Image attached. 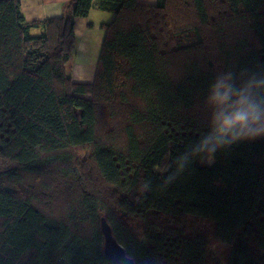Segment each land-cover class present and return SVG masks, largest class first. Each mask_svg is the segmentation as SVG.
I'll return each mask as SVG.
<instances>
[{"label": "trees", "instance_id": "1", "mask_svg": "<svg viewBox=\"0 0 264 264\" xmlns=\"http://www.w3.org/2000/svg\"><path fill=\"white\" fill-rule=\"evenodd\" d=\"M96 4L114 18L79 83L74 18ZM226 69H264V0H72L32 22L0 0V264H110L102 216L134 264H264V138L165 184Z\"/></svg>", "mask_w": 264, "mask_h": 264}, {"label": "clouds", "instance_id": "2", "mask_svg": "<svg viewBox=\"0 0 264 264\" xmlns=\"http://www.w3.org/2000/svg\"><path fill=\"white\" fill-rule=\"evenodd\" d=\"M206 130L165 167L172 183L193 161L211 165L216 154L241 142L264 138V69L217 72L203 99ZM146 190L149 184H146ZM133 257L125 256L124 261Z\"/></svg>", "mask_w": 264, "mask_h": 264}, {"label": "crops", "instance_id": "3", "mask_svg": "<svg viewBox=\"0 0 264 264\" xmlns=\"http://www.w3.org/2000/svg\"><path fill=\"white\" fill-rule=\"evenodd\" d=\"M72 0H20L21 11L29 22L60 17L70 10ZM157 0H139L142 4L154 5ZM92 10L100 14L93 19ZM114 15L93 6L87 17L74 18V32L77 36V51L69 65L73 80L79 83L92 82L103 42L101 25L112 21ZM35 32V31H34ZM75 77V78H74Z\"/></svg>", "mask_w": 264, "mask_h": 264}, {"label": "water", "instance_id": "4", "mask_svg": "<svg viewBox=\"0 0 264 264\" xmlns=\"http://www.w3.org/2000/svg\"><path fill=\"white\" fill-rule=\"evenodd\" d=\"M101 231L104 237L103 252L110 264H134V261H124L127 256L122 245H120L112 234L111 227L105 217L100 218Z\"/></svg>", "mask_w": 264, "mask_h": 264}, {"label": "rangeland", "instance_id": "5", "mask_svg": "<svg viewBox=\"0 0 264 264\" xmlns=\"http://www.w3.org/2000/svg\"><path fill=\"white\" fill-rule=\"evenodd\" d=\"M100 14H98V13H95L93 10H92V17H93V19L94 20H96L97 18H98V16H99ZM33 33H34V31H33ZM67 69H69V65H68V67H67ZM73 77V76H72ZM75 78V77H74Z\"/></svg>", "mask_w": 264, "mask_h": 264}]
</instances>
